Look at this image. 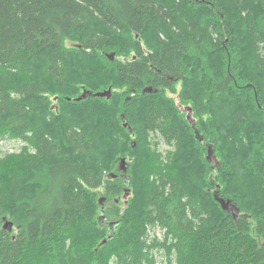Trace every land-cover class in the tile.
Returning a JSON list of instances; mask_svg holds the SVG:
<instances>
[{
  "label": "trees",
  "instance_id": "1",
  "mask_svg": "<svg viewBox=\"0 0 264 264\" xmlns=\"http://www.w3.org/2000/svg\"><path fill=\"white\" fill-rule=\"evenodd\" d=\"M108 85L110 101L52 109ZM179 86L205 122L178 114ZM135 134L139 184L132 162L128 184L108 177L107 153L131 156ZM0 140L22 145L0 155V264H264V0H0ZM207 149L225 162L217 179Z\"/></svg>",
  "mask_w": 264,
  "mask_h": 264
},
{
  "label": "rangeland",
  "instance_id": "2",
  "mask_svg": "<svg viewBox=\"0 0 264 264\" xmlns=\"http://www.w3.org/2000/svg\"><path fill=\"white\" fill-rule=\"evenodd\" d=\"M234 25H237V24H234ZM236 38H237V40H234V42H235V44H238L241 48L239 49V50H241L242 51V53H243V55H245V53H244V51L247 49V48H245L244 46V41H241L240 40V38H241V34H236ZM232 40V39H231ZM230 41V39H226V43H228ZM71 45H73V44H69L68 46H71ZM230 48H232V47H230ZM207 49H210V50H213V60L215 61V62H217L218 63V65L221 67V71L227 66V61L226 60H224V58H225V56H224V58H222V53H219V49L217 48V47H213L212 45H210V46H208L207 47ZM112 54V52H109V54L107 55V57H108V59L111 61V62H114V61H112L111 59H110V57H109V55H111ZM115 54V53H114ZM214 69V71H216V70H218V66L216 65L215 67H211L210 68V71L211 70H213ZM244 74V73H243ZM204 84V83H203ZM109 87H107V88H105V89H103V90H101V91H98L97 93H100V92H105V91H109V90H113L114 92L116 91V89H114L111 85H108ZM147 88H150V87H147ZM147 88H145V89H147ZM144 89V90H145ZM178 90H179V93H176V94H172V93H170V92H167L166 93V96H168L169 98H171V99H175V103H176V108L178 109V114H179V112H180V114L181 115H184L185 116V118L186 119H188V117H189V110H191L192 109V105L189 103L188 105H187V103H185L184 101H182V99H181V97H180V91H181V86H179L178 87ZM118 91V90H117ZM123 94L126 92L125 91V89H123ZM83 93L84 92H82V93H80V95H78V96H76L75 98H73V97H68V96H65V99L64 100H59V97L58 96H54V97H52V101H51V103H52V109L53 110H55L56 111V113L59 115V116H63L66 112H70L71 110H73L72 108L74 107V104L73 105H69V103H72V102H77V101H75V99L76 98H78V97H80V96H82L83 95ZM145 95H151L152 93H149V92H147V93H144ZM133 95H135V94H133ZM133 95H129V94H126L125 96H124V98H123V105L125 106L126 104H128L129 102H131L132 100H133ZM95 97V96H94ZM95 98H98V99H107L108 101H110L112 98H110V99H108V98H100V97H95ZM184 103H182V102ZM78 103V102H77ZM149 103H153V102H149ZM136 104V106H137V109H139V111H141V109H142V106H144V103H142V102H136L135 103ZM82 114H84V113H82ZM137 116V115H136ZM135 117V116H134ZM207 117H208V115H206V113L205 112H203V113H201L200 115H199V117L198 116H195V115H193V113H192V118L196 121V120H202V122H205L206 120H207ZM136 119V118H135ZM138 119H139V121L137 120V125H142V123H143V117L141 116V114L139 113L138 114ZM115 120V119H114ZM200 120V121H201ZM189 121V120H188ZM189 123H190V121H189ZM112 124L114 125V123L112 122ZM115 125H116V127L118 128L117 129V131H119V133L122 135V137L125 139V138H127L128 137V135L126 134L125 135V133H123L122 131H121V128H119L118 126H117V124L115 123ZM115 125H114V127H115ZM204 132H206L205 130H204ZM195 134V133H194ZM201 134H202V132H201ZM201 135H198V136H195L194 137V143L195 142H197L198 141V139H199V137H200ZM202 136H203V134H202ZM201 136V137H202ZM206 136H208V137H211V136H209V135H206ZM197 138V139H196ZM118 139H119V137H118ZM118 139H117V141H118ZM140 139H141V137H140V134H138V136H136V134H135V137H134V139H132L131 140V142H130V150H132V149H134L135 151H134V153H131V156H122L121 154H120V152L122 151V147L121 146H117V147H115V148H111L110 150H109V152L107 153V156H106V165L109 167V168H111V171L108 173V177H109V175L111 174H118L119 176H122V174H123V172L121 171V162H122V160L123 159H126L127 160V162L128 163H130V162H132V163H134V171H135V178H136V181H137V183L139 184V177H138V173H137V170L139 169V166H140V163H142V165H143V162L144 163H146V162H148V160H149V157H148V155L147 154H144V153H142L141 151V149H140V146L138 145V144H140ZM188 141V140H187ZM212 141H214V138L212 139ZM211 141V142H212ZM119 143H121L120 141H118ZM191 142V141H190ZM122 143H124V142H122ZM134 143H136V147H134L133 146V144ZM21 142H18V141H13V140H0V155H2V153H14V154H16L17 152H19L20 151V148H21ZM138 146H139V148H138ZM191 146V145H190ZM204 146L205 147H207V148H209L210 149V143H204ZM164 151H167V148H162ZM185 150H186V152L188 151V147L186 146V148H185ZM206 151H208V152H206V157L207 158H209V150L207 149ZM212 154H213V156H215L216 157V159L218 160V162H219V164H218V166H220V165H224V161H223V158L221 157V155H220V153L219 154H216V155H214V153L212 152ZM120 155V159H121V161L120 162H118V163H116V160H117V157ZM205 157V158H206ZM13 160H15L16 161V157H14L13 158ZM226 160H228L227 158H226ZM150 161V160H149ZM209 163H210V170H211V172L212 173H214L213 175V179L216 177V179H217V171H216V169H215V167H214V164L212 163V162H210L209 161ZM228 166V165H227ZM7 172H9V171H7ZM220 176H221V178H223V174H220ZM107 177V178H108ZM226 177V176H225ZM134 178V179H135ZM220 178V177H219ZM134 182V181H133ZM223 184H224V182H223ZM140 186V185H139ZM212 187H213V185H211ZM216 186V185H215ZM214 186V187H215ZM132 190H133V194H132V196H133V198L134 199H136V193H137V189H136V187H134V185H133V187H132ZM101 191V190H100ZM124 196V195H123ZM221 197V196H220ZM124 203H126V200H124V197H123V199H122V203H121V213H123L124 211H125V207H124ZM128 207H126V209H127ZM100 210H101V207L99 208V210H98V215L97 216H99V214H100ZM7 220L8 221H10V222H13L11 219H9V218H7ZM6 224V221H4V223H3V225H5ZM101 233H98V238H101ZM101 240V239H100ZM102 241H103V239H102ZM102 241H100V243L102 242Z\"/></svg>",
  "mask_w": 264,
  "mask_h": 264
},
{
  "label": "water",
  "instance_id": "3",
  "mask_svg": "<svg viewBox=\"0 0 264 264\" xmlns=\"http://www.w3.org/2000/svg\"><path fill=\"white\" fill-rule=\"evenodd\" d=\"M110 59L112 61H114L116 59V55L114 53H112L111 55H109ZM155 90L150 87V88H147L144 90V93H153ZM91 96H95V97H100V98H112L113 96V90H109V91H105V92H100V93H93L91 91H88V90H84V93L81 97L77 98L76 101L77 102H81L83 100H86L88 99L89 97ZM189 117H188V120L190 121V123L194 124L195 123V120L192 118V110H189ZM122 120H123V123H124V127L126 129H128L130 131V133L133 132L132 130V127L126 122L125 120V116L122 115ZM196 135L198 136L199 133L198 131L196 132ZM200 140L202 141L203 139L200 138ZM134 147H136V143L133 144ZM208 160L210 162H212L214 165H218L219 162L218 160L216 159L215 156H213L212 152L210 151L209 152V158ZM128 168H129V163L127 162L126 159H123L122 162H121V171L124 173V176L127 174L128 172ZM112 177H117L115 174L112 175ZM124 179L126 180V183L128 184V178L125 176ZM131 195V190L129 188H127L126 190V194H125V200H126V205H127V198ZM216 196V199L221 203L223 209L225 211H231L233 213V216L235 219H238L240 217V209L231 201V200H225L223 198H220L217 194H215ZM105 203H106V199L105 198H102L100 200V204L105 207ZM6 221V224L4 225V229L8 230L9 232H11L14 228V224L12 222H9L7 220ZM100 222L101 224H105L106 223V216L103 214L101 217H100ZM110 228L112 230L115 229V224L114 223H111L110 225ZM111 238V237H110ZM108 243V239L104 240L103 243L101 244V246L105 245Z\"/></svg>",
  "mask_w": 264,
  "mask_h": 264
},
{
  "label": "flooded vegetation",
  "instance_id": "4",
  "mask_svg": "<svg viewBox=\"0 0 264 264\" xmlns=\"http://www.w3.org/2000/svg\"><path fill=\"white\" fill-rule=\"evenodd\" d=\"M124 177H125V176H124ZM124 177H123V178H124Z\"/></svg>",
  "mask_w": 264,
  "mask_h": 264
}]
</instances>
